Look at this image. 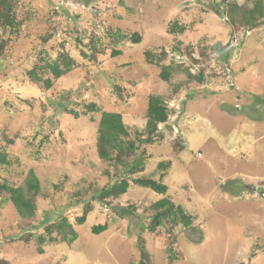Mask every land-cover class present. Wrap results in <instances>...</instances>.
Segmentation results:
<instances>
[{"label":"rangeland","instance_id":"obj_1","mask_svg":"<svg viewBox=\"0 0 264 264\" xmlns=\"http://www.w3.org/2000/svg\"><path fill=\"white\" fill-rule=\"evenodd\" d=\"M231 2L241 6L234 35ZM10 3L18 26L0 24V149L7 156L0 179L22 185L33 169L40 191L31 217L21 218L11 202L0 207V264H264V9L250 28L240 13L252 0ZM175 22L185 30L169 33ZM64 54L74 65L50 88L31 79ZM149 95L163 98L168 120L151 142L138 143L147 137ZM102 111L120 112L137 143L122 155L139 158L133 173L98 156ZM136 177L167 190L157 193ZM121 178L129 180L126 193L99 201L98 192ZM161 197L181 205L191 224L165 220L147 229L150 204ZM64 217L77 234L72 242L50 227Z\"/></svg>","mask_w":264,"mask_h":264},{"label":"trees","instance_id":"obj_2","mask_svg":"<svg viewBox=\"0 0 264 264\" xmlns=\"http://www.w3.org/2000/svg\"><path fill=\"white\" fill-rule=\"evenodd\" d=\"M228 5L229 12L226 19L229 21V24L233 29V33L231 32V34H239L236 31L238 29V24L234 13L236 10H240L241 6L235 2H231ZM263 9V0H252L251 8L243 9L240 13L241 23L250 28L257 26L263 16ZM0 24L6 28H9L10 31H13L15 27L18 26V24L15 23L14 10L10 0H0ZM184 30L185 26L180 25L177 22L173 23L168 28L169 33L183 32ZM116 35L120 36V34ZM132 40L133 42L138 43L140 41L139 34L136 32L133 33ZM171 50L172 53L176 55L177 59H183L181 58L182 56L179 54L178 50ZM118 54H120V50L112 51L113 56ZM73 65L74 60L68 55L64 54L60 60L51 62L46 61L44 66V74L42 76L33 70L31 73V79L33 81L42 80L44 87L50 88L52 85V80L58 79L62 75L67 74ZM46 73L48 76L43 78ZM160 76L163 80H167L169 78L170 71L168 66L163 67L162 71L160 72ZM202 77V73L197 74L198 80H202ZM91 107L96 109L94 104H91ZM64 108L65 110L67 109L66 106H64ZM68 112L77 115V112L73 110ZM146 118L145 132L147 137H137L138 143L151 142V135L157 130L158 124L165 123L168 120V109L161 96H148ZM129 135V131L124 124L122 114L120 112H101L97 126L96 151L98 156L105 161L119 160L124 167V172L133 173L139 167V158L134 157L133 160L128 162L122 157V155L125 156L127 153H134L137 149V143H135V140L128 139ZM113 152H116V154H113ZM6 159V152L0 149V165L6 164ZM165 165L166 164L163 163L159 164L161 167H165ZM133 181L144 187H149L157 193H165L167 190L166 184L151 177H136L133 179ZM128 187L129 180L127 178H121L118 182L102 188L98 192V199L99 201H102L104 199L117 197L126 193ZM39 191L40 182L33 169L28 170L22 185H15L6 179H0V193H5L7 195L6 197H0V207L8 202H11L21 218L31 217L34 215L36 210L35 196L39 193ZM150 207L154 209L155 212L150 217L149 223L146 226V228L149 230H153L155 227L161 226L165 220L171 221L173 224L180 223L183 226H189L191 224L192 217L185 213L181 205L174 204V202L167 197L159 198L158 200L151 203ZM86 213L87 208L84 209L82 216L78 218L79 223L84 222ZM50 225L51 228L56 229V232L62 235V239L65 241L72 242L77 237L76 232L72 229L70 223L65 217L62 218L58 223H52ZM106 227V223L94 225L92 227V232L98 234L105 230ZM67 232H69V236L66 234ZM49 239L53 240V237L50 236ZM44 241L45 237L43 235H39L38 242L42 244ZM139 250L142 257L146 258L147 252L144 250L142 245L139 247ZM39 252H43L41 248H39ZM174 256L175 255L171 254V258ZM136 264H145V262L144 260L140 259Z\"/></svg>","mask_w":264,"mask_h":264},{"label":"built area","instance_id":"obj_3","mask_svg":"<svg viewBox=\"0 0 264 264\" xmlns=\"http://www.w3.org/2000/svg\"><path fill=\"white\" fill-rule=\"evenodd\" d=\"M233 41H234V43H236L238 40H237V38H234Z\"/></svg>","mask_w":264,"mask_h":264},{"label":"water","instance_id":"obj_4","mask_svg":"<svg viewBox=\"0 0 264 264\" xmlns=\"http://www.w3.org/2000/svg\"><path fill=\"white\" fill-rule=\"evenodd\" d=\"M261 194L264 196V191H262Z\"/></svg>","mask_w":264,"mask_h":264}]
</instances>
